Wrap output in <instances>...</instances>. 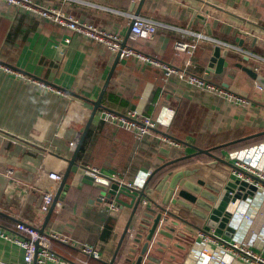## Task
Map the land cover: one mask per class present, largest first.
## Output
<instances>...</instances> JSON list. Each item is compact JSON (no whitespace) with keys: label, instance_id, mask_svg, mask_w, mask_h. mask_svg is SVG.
<instances>
[{"label":"crops","instance_id":"crops-1","mask_svg":"<svg viewBox=\"0 0 264 264\" xmlns=\"http://www.w3.org/2000/svg\"><path fill=\"white\" fill-rule=\"evenodd\" d=\"M140 1L29 0L27 7L0 1V65L11 69L0 68V230L10 237L17 234L14 226L20 221L37 229L43 224L47 211L39 212L42 194L50 190L55 195L60 183L48 174L56 173L61 180L117 54L41 17L35 8L59 11L80 23L109 30L121 43L127 37L125 47L178 70L205 74L213 83L249 101L248 105L224 103L175 76L164 77L158 66L133 56L120 58L102 95V108L90 122L76 165L43 231L66 240L52 244V251L65 262L77 261L80 247L89 246L99 258L86 256V264H123L129 246L127 232L113 258L130 209L120 208L101 196L100 189L85 183V168L108 172L123 188L127 183H143L167 161L193 153L183 143L206 149L264 131V92L234 66L258 67L264 74V0H144L141 5ZM135 15L155 22L152 38H130L128 31ZM176 42L185 43L187 50H177ZM216 45L229 50L226 60L230 64L221 73L208 64ZM244 55L249 56L248 61ZM27 78L50 84L64 95L41 89ZM103 110L118 114L135 111L154 120L156 127L138 136L103 120ZM165 138L181 142L182 151L171 147ZM251 139L227 146L222 152L225 159L244 156L252 146L264 148V134ZM246 141L250 142L242 146ZM205 159L198 155L162 168L150 179L149 189L169 170ZM119 198L129 201L123 195ZM142 199L132 229L144 224L141 214L145 208H154L147 198L143 206ZM112 206L116 212H111ZM228 210L231 231L210 232L214 237L209 247L197 231L191 235L192 242L179 239L189 248L182 264H250L231 250L232 243H245L256 253L264 251V195L236 199ZM242 213L250 220L241 217ZM205 221L201 229L208 227ZM23 253L12 240L0 237V264H22Z\"/></svg>","mask_w":264,"mask_h":264},{"label":"water","instance_id":"water-1","mask_svg":"<svg viewBox=\"0 0 264 264\" xmlns=\"http://www.w3.org/2000/svg\"><path fill=\"white\" fill-rule=\"evenodd\" d=\"M143 1L141 0L139 4L141 5ZM136 13L138 14V11ZM197 17L202 20L204 19V17ZM130 27L128 33L130 32ZM126 39L127 37L121 43V48L126 46ZM228 51L227 48L221 49L219 45L213 47L208 64L210 67H215L216 73H221L223 68L229 66L230 63L226 60ZM119 54L118 52L115 56L114 64L110 69L98 98L92 102L93 108L90 116L83 131L76 140L71 157L67 159V167L61 177L58 189L44 216L43 224L38 229L40 233L44 231L66 179L72 167L76 165L75 159L90 122L97 112V109L102 108L101 98L109 83L115 65L119 61ZM244 60L248 61L249 56L244 55ZM234 66L241 69L264 92V74L259 73L258 67L250 68L240 63H235ZM262 134H264V131L206 149L199 148L190 143H183L194 150L193 153L167 161L160 167L154 169L144 180L139 190L130 191L126 186H123V188L128 191L120 188L118 182L113 180L108 172H103L100 177H92L85 173L83 175L85 183L100 189L101 196L104 195L107 200H113L115 205H118L120 208L126 207L130 209L129 217L118 241L113 258L120 249L127 232L130 233L129 246L123 264H182L189 253V248L179 241V239L192 242L193 237L191 235L201 229L200 226L205 218L206 225L215 227L217 233H222L225 229H227L226 231H231V228L228 226L230 221L229 217L231 216V212L228 210L229 203L234 202L236 199L244 198L246 194L252 195L254 186L249 185L245 181L232 178L230 175L231 169L236 168L218 150ZM198 155H204L206 157L205 161L173 168L166 172L151 190L149 189L150 179L159 170ZM246 188L247 191L244 194L243 191ZM147 191L151 193L149 196L146 193ZM231 192L233 193L232 195L230 194ZM120 195L128 197V203L122 201L119 198ZM143 197L147 198L154 208H145L141 214L144 224L139 223V225L132 229L131 222ZM190 204L193 205L190 206ZM147 211L150 213H147ZM164 212L167 213L168 219L161 221ZM147 223L148 225L146 227H142Z\"/></svg>","mask_w":264,"mask_h":264},{"label":"built area","instance_id":"built-area-1","mask_svg":"<svg viewBox=\"0 0 264 264\" xmlns=\"http://www.w3.org/2000/svg\"><path fill=\"white\" fill-rule=\"evenodd\" d=\"M1 2H5L10 5H16L20 7H27L29 0H0ZM32 9V8H31ZM36 12L40 14L41 17L49 19L62 27H65L69 30L76 31L83 36L90 38L91 40L103 44L108 50L120 53L119 59L122 57L133 56L137 60L149 63L151 65L158 66L162 69L163 76H175L178 79L184 81L188 86H194L200 89L210 97H216L225 102H233L242 105H248L249 101L239 96L233 92H230L225 87L221 85H217L206 78L204 75H193L185 70H178L176 67L171 65H167L154 57L147 56L133 48L124 47L121 48V39L115 33L106 30L100 29L97 26L91 24L80 23L77 20L73 19L69 15H64L59 11H50L47 9H38L35 8ZM156 24L154 21L139 17L137 15L132 17L131 27H130V38L132 40H147L153 37L156 31ZM65 43L68 42V39H64ZM175 48L180 51H186L187 45L183 42H176ZM1 69L5 71L11 72V69L7 66L0 65ZM28 81L35 83L39 88L55 91L60 95H64V93L60 90L53 88L50 84H47L43 81H39L32 78H27ZM258 90H262L259 85H256ZM101 118L109 123H112L118 127H123L127 130L135 131L138 136L148 134L152 129L156 127V122L149 117H145L140 115L135 111H128L125 114H118L112 111L103 110L101 112ZM165 140L169 143L171 147L181 152L183 149V145L181 142L176 141L174 139L165 138ZM73 146V143H71ZM182 154V153H180ZM248 156H250L248 158ZM233 159V160H231ZM227 160V159H226ZM229 161V159H228ZM236 169H231L230 175H233L235 179L239 181H245L249 185L254 186V191L252 195L246 194L243 199L238 200H246L249 197H252L255 194L264 195V148H258L256 146L250 147L247 151H245V155L243 156H232L230 161ZM12 171H8V174H11ZM85 173L91 175L93 177H100L102 172L96 169L85 168ZM48 177L52 181H60V176L56 173L50 172ZM144 182V181H143ZM143 183H127V188L131 190H139ZM247 188L243 191L245 194ZM233 194L232 192L230 193ZM54 193L50 190L44 192L42 194V203L39 208V212L45 213L53 199ZM146 198L143 197L141 204L143 206L146 205ZM117 208L112 206L111 212H116ZM257 212V211H256ZM255 212V213H256ZM246 220H250V216L245 213L241 214ZM168 219L167 213H163L161 217V221H166ZM215 227L208 226L206 229L197 230L196 234L199 236L201 241L205 244L206 247H209L208 244L210 239L214 237V235H210L209 233L214 231ZM14 230L17 234L12 235L11 237L5 234L0 230V237H3L8 240H12L15 244L20 246L23 249V262L22 264H43L46 261H51L54 263L61 264H86V256H91L93 258H99L96 251H93L89 246L80 247L81 257H78L77 261L65 262L60 256L55 254L52 251V244L56 241L66 242V240L58 235L57 233L48 232V233H40L34 225L26 222H18L14 226ZM231 250L237 255L243 257L246 261H249L250 264H264V251L261 253H256L253 251L247 244L242 243H232L230 245ZM207 248H205L206 250ZM228 250L227 248H225ZM225 252V251H224ZM227 257H231L227 253L224 254ZM243 255V256H242Z\"/></svg>","mask_w":264,"mask_h":264},{"label":"trees","instance_id":"trees-1","mask_svg":"<svg viewBox=\"0 0 264 264\" xmlns=\"http://www.w3.org/2000/svg\"><path fill=\"white\" fill-rule=\"evenodd\" d=\"M251 140L254 141V142L257 141L256 139H251ZM251 140H250V141H251ZM258 140H260V139H258ZM250 141L243 142L241 145L243 146V145H245V144H248V142H250ZM226 149H228V148H227V147H224L223 149H220V150H218V151L223 152V151H225Z\"/></svg>","mask_w":264,"mask_h":264},{"label":"rangeland","instance_id":"rangeland-1","mask_svg":"<svg viewBox=\"0 0 264 264\" xmlns=\"http://www.w3.org/2000/svg\"><path fill=\"white\" fill-rule=\"evenodd\" d=\"M179 152V151H178Z\"/></svg>","mask_w":264,"mask_h":264}]
</instances>
